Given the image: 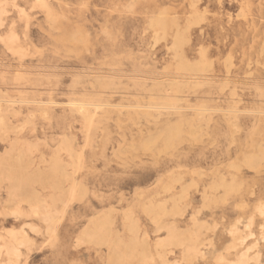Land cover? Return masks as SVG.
<instances>
[{
	"label": "rangeland",
	"instance_id": "obj_1",
	"mask_svg": "<svg viewBox=\"0 0 264 264\" xmlns=\"http://www.w3.org/2000/svg\"><path fill=\"white\" fill-rule=\"evenodd\" d=\"M0 264H264V0H0Z\"/></svg>",
	"mask_w": 264,
	"mask_h": 264
}]
</instances>
